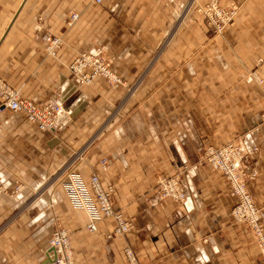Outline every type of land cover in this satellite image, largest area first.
<instances>
[{"label":"crops","instance_id":"0c3cea01","mask_svg":"<svg viewBox=\"0 0 264 264\" xmlns=\"http://www.w3.org/2000/svg\"><path fill=\"white\" fill-rule=\"evenodd\" d=\"M210 1L0 0V77L34 102L63 104L55 133L0 105V264L46 263L58 226L77 264H129L127 248L140 264H264L231 215L226 180L202 157L241 140L264 212V0H219L239 7L221 35L198 12ZM83 53L107 60L121 81L81 84L68 67ZM76 157L86 182L97 175L113 189L132 232L108 239L112 220L88 231L55 182ZM178 173L185 211L157 194L158 178Z\"/></svg>","mask_w":264,"mask_h":264},{"label":"built area","instance_id":"2783aa9c","mask_svg":"<svg viewBox=\"0 0 264 264\" xmlns=\"http://www.w3.org/2000/svg\"><path fill=\"white\" fill-rule=\"evenodd\" d=\"M92 1L96 4L104 2V0ZM201 9L202 13L210 19V26H214L219 33L238 12L237 6L234 5L230 10L222 9L217 0ZM77 17V15L72 16L74 19ZM46 40L52 41L56 46L59 45V41L50 36H47ZM68 68L81 84H90L97 78H102L111 83L121 81L105 59L93 54L78 55ZM0 105L12 112L24 113L27 120L40 131L55 133L59 130L58 121L63 110L60 99H52L45 103L34 102L23 97L19 90L13 89L0 77ZM207 159L215 169L222 171L231 182L238 200V204L233 210V216L239 222L250 227L264 252V215L258 210L253 198L245 189L244 180L247 174L243 168L244 155L242 150L237 144L228 145L221 150L210 149L207 153ZM79 160L80 157H76L66 164L57 173L55 182L64 187L73 207L85 212L89 219L88 231L95 233L98 231L101 222L113 220L115 228L109 234L108 239L129 233L135 226L131 220L125 219L122 214L115 210L112 203L113 190L111 188L105 189L97 175H93L90 181L86 182L81 174L74 169ZM103 168H106L105 161ZM158 182L163 198H171L181 203L185 202L187 195L181 188L177 177H163ZM49 247L51 249L49 259L44 264H76L67 230L55 228L49 238ZM126 260L129 264H140L131 250L126 251Z\"/></svg>","mask_w":264,"mask_h":264},{"label":"rangeland","instance_id":"374dc122","mask_svg":"<svg viewBox=\"0 0 264 264\" xmlns=\"http://www.w3.org/2000/svg\"><path fill=\"white\" fill-rule=\"evenodd\" d=\"M214 0H211L209 3H211V2H213ZM208 3V4H209ZM217 3H218V5L222 8V9H224V10H230V8L233 6V5H231V6H222L221 4H220V2H219V0H217ZM208 4H206V5H204V6H200L199 8H198V12H199V14L200 15H202L203 17H204V19H205V24H206V27L209 29V30H211L212 32H213V34L214 35H221V34H223L225 31H226V29L228 28V26L232 23V21L238 16V13H239V7H237L238 8V12H237V15L231 20V21H229L225 26H224V28H223V30H222V32H218L216 29H215V27L214 26H210V23H211V21H210V19L209 18H207V16L204 14V13H202V9L201 8H204L205 6H207ZM235 6V5H234ZM218 22V21H217ZM219 24V23H218ZM107 61V60H106ZM108 62V61H107ZM109 64V63H108ZM110 65V64H109ZM106 82H108V81H106ZM109 84H116V83H111V82H108ZM231 144H237L238 146H239V148L242 150V154L244 155V159H243V168H244V170H245V172H246V174H247V177H245V180H244V184H245V189H246V191H247V193L248 194H250V196L253 198V202L255 203V205H256V207L258 208V210H260V212L264 215V212H263V210L257 205V203H256V200H255V198L253 197V195L251 194V192H250V190H249V183L251 182V181H254L256 178H257V176H258V173H257V171L255 170V169H253L252 171H249V169H248V167H247V164H246V158H247V155H248V152L246 151V149L244 148V145H243V143H242V141L241 140H235V141H231V142H227L226 144H222V145H219V146H217V145H209V146H207V147H205L204 148V150L202 151V157H203V161L208 165V166H210V168H212L213 170H215V171H217L218 173H220L221 175H222V177L226 180V182H227V184H228V186H229V188H230V191H231V193H232V195L235 197V199H236V204H235V206L233 207V209H232V211H231V215H232V217H233V219L236 221V222H238V223H242V222H239L238 220H236V218L233 216V210L235 209V207L237 206V204H238V200H237V198H236V196H235V194H234V190L232 189V186H231V182L228 180V178H227V176L222 172V171H220V170H218V169H215L212 165H211V163L208 161V159H207V153H208V151L210 150V149H214V150H221L222 148H224V147H227L228 145H231ZM254 152H257L258 151V149L257 148H254V150H253ZM78 164V162L76 163V165ZM76 165H75V167H74V169L76 170ZM253 175H254V177H253ZM252 176V177H251ZM163 177H177L178 179H179V183H180V185H181V188L184 190V187H183V184H182V175H181V173H178V174H175V175H162V176H160L159 178H158V180H157V194H158V196H159V198L160 199H168V200H171L172 202H174V203H176L178 206H179V208L181 209V210H186V200H187V198H186V200H185V202H183V203H181V202H179V201H176V200H174V199H171V198H163L162 196H161V194H160V184H159V179L160 178H163ZM57 184H59V183H57ZM112 189V188H111ZM113 190V189H112ZM185 191V190H184ZM186 193V192H185ZM187 195V194H186ZM112 203H113V195H112ZM113 206H114V203H113ZM115 208V207H114ZM116 210V209H115ZM118 213H120V214H122L120 211H118V210H116ZM122 216H123V214H122ZM17 217H19L18 215H14V216H12V218L14 219V218H17ZM124 217V216H123ZM11 218V219H12ZM125 218V217H124ZM10 219V220H11ZM125 219H127V218H125ZM127 220H131V219H127ZM113 221V220H112ZM132 222H133V224H134V221L133 220H131ZM264 221V220H263ZM242 224H244V225H246L247 227H248V229L250 230V232L252 233V235L255 237V235H254V233H253V231L250 229V227L247 225V224H245V223H242ZM134 226H135V224H134ZM59 228H62V229H65V230H67L66 228H64L63 226H58ZM134 229H135V227H134ZM134 229H132L130 232H132ZM55 230V229H54ZM53 230V231H54ZM68 231V230H67ZM129 232V233H130ZM68 233H69V231H68ZM52 234V233H51ZM128 234V233H127ZM69 235H70V233H69ZM126 235V234H125ZM51 236V235H50ZM109 236V235H108ZM118 236H122V235H118ZM116 236H113L111 239H113V238H115ZM50 238V237H49ZM255 239H256V237H255ZM256 241H257V239H256ZM70 242H71V240H70ZM258 242V241H257ZM48 244H49V240H48ZM259 244V243H258ZM259 246H260V244H259ZM261 248V247H260ZM71 250H72V245H71ZM127 250H131L133 253H134V255L136 256V254H135V252L131 249V248H127L126 250H125V256H126V251ZM261 250H262V248H261ZM263 251V250H262ZM72 253H73V250H72ZM73 256H74V253H73ZM136 258H137V256H136ZM75 259V258H74ZM75 262H76V260H75ZM77 264V263H76Z\"/></svg>","mask_w":264,"mask_h":264}]
</instances>
